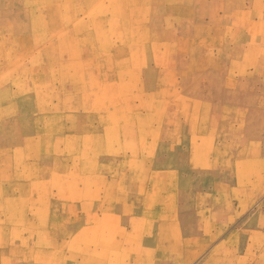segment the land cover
Masks as SVG:
<instances>
[{
	"label": "rangeland",
	"instance_id": "obj_1",
	"mask_svg": "<svg viewBox=\"0 0 264 264\" xmlns=\"http://www.w3.org/2000/svg\"><path fill=\"white\" fill-rule=\"evenodd\" d=\"M17 15L27 20L22 27H15ZM25 95L34 100L10 103ZM10 109L82 115L65 119L69 130L59 139L74 164L54 181L62 198L82 193L92 202V190H84L92 160L85 163L89 153L76 152L78 141L92 148V110L108 113L102 120L113 132L125 127L111 142L124 137L135 157L138 144L153 157V142L160 141L171 112L179 144L192 147L193 169L218 170L204 203L224 208L208 221L227 228L205 230L215 239L202 253L192 252L193 260L170 261V247L151 245L146 220L143 250L129 244L121 255L119 246L92 245L88 227L66 247L63 264H121L122 258L128 260L123 264H198L211 250L214 260L207 264H221L239 237L250 244L237 264H252L253 255L264 252V0H0V139L10 136L16 121L34 131L35 119L9 118ZM185 169L176 167V174ZM132 223H139L137 217ZM177 223L172 234L181 238ZM35 232L28 231L31 237ZM200 240V233L194 235V247ZM0 258V264H40Z\"/></svg>",
	"mask_w": 264,
	"mask_h": 264
},
{
	"label": "crops",
	"instance_id": "obj_2",
	"mask_svg": "<svg viewBox=\"0 0 264 264\" xmlns=\"http://www.w3.org/2000/svg\"><path fill=\"white\" fill-rule=\"evenodd\" d=\"M15 19V27H22V23L27 21L22 15H17ZM33 100L32 95H25L16 99L11 97L10 103L16 105ZM7 112L5 115L9 118L35 119V129L29 132L28 126L19 125L16 121L10 125V136L6 140L0 139L3 144V160H0V255H7L18 262L63 264L66 247L88 227H92V245L119 246L123 250L121 255H124L129 244L142 246L143 250L147 220L148 227L151 226L148 229H152L153 233L150 244L170 247L166 257L170 261L174 258L184 262L192 252L202 253L203 247L215 239L206 235L205 230H221L223 233L226 230L223 221L215 224L208 221L212 213L224 212V208L220 211L217 203H204L208 201L209 180L219 179L218 170L209 174L208 171L193 169L192 166L197 164L191 157L192 147L187 145L185 148L179 144L171 112L162 127L160 141L153 142V157L145 155L148 150L143 144H138L139 153L135 157L134 152L124 146V137L122 142H111L112 134L124 133L125 127L113 132L104 126L102 120V114L108 117V113L92 110V148H89L92 152L86 148L87 143L78 141L76 144V152L89 153L84 162L92 160V174L86 170L91 178L90 184L84 188L92 190V202L89 204L82 199V193L70 198L60 197L62 188L54 183L56 178L59 180L73 171L74 164L69 161L66 148L59 145V139H64L69 130L65 127V119L81 118L82 115L53 109H10ZM74 127L70 129L73 131ZM75 128L78 132L80 127L76 124ZM109 148H114L116 154H110ZM145 166L152 169L146 172ZM176 167H186L184 175H177ZM72 185L71 182L70 187ZM89 191H84V195L87 196ZM218 192L217 189L214 191L216 199ZM177 213L184 230L181 238L172 234L178 227ZM136 217L138 224L132 223ZM27 230L36 231L35 235L31 237ZM166 233L168 237L164 236ZM198 233L201 240L196 243L200 245L197 248L193 240ZM130 238L132 242L128 241ZM243 239H247L245 235ZM249 244V240L243 241L239 237L238 248L227 262L223 259L221 264L239 263ZM177 247H182L178 249L182 251L178 253ZM253 257L252 264H264V252ZM213 260L214 250L207 251L198 264ZM106 261L112 260L108 258ZM120 261L121 264L128 263L125 258Z\"/></svg>",
	"mask_w": 264,
	"mask_h": 264
}]
</instances>
